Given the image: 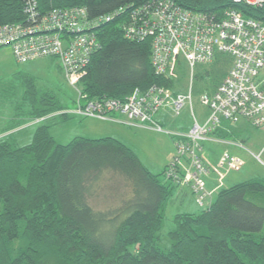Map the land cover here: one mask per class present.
I'll return each instance as SVG.
<instances>
[{
  "label": "trees",
  "instance_id": "obj_1",
  "mask_svg": "<svg viewBox=\"0 0 264 264\" xmlns=\"http://www.w3.org/2000/svg\"><path fill=\"white\" fill-rule=\"evenodd\" d=\"M26 1L0 0V23L24 20ZM150 1L37 3L40 12L80 6L87 19H96L120 6ZM174 1L186 9L218 15L225 8H236L264 20V4ZM124 13L93 27L98 45L78 82L81 91L89 99H122L135 87L153 84L184 91L185 67L180 66L177 79L155 74L151 39L125 37L119 24ZM231 62L229 54L216 52L208 67L197 65L193 95L214 91ZM23 84L27 113L10 128L44 118L25 143L13 138L14 131L0 137V264H264L263 177L221 187L207 206L176 213L168 231L170 247L162 248L158 241L165 210L178 186L165 179V168L162 178L151 173L131 148L113 136H75L66 143L56 142L47 121L69 118L60 112L68 106L32 77L25 76ZM224 132L217 128L212 134L229 136Z\"/></svg>",
  "mask_w": 264,
  "mask_h": 264
},
{
  "label": "built area",
  "instance_id": "obj_2",
  "mask_svg": "<svg viewBox=\"0 0 264 264\" xmlns=\"http://www.w3.org/2000/svg\"><path fill=\"white\" fill-rule=\"evenodd\" d=\"M233 1L258 7L264 4V0ZM23 9L24 20L0 23V47H10L17 62L43 56L58 59L66 80L78 91L73 106L60 112L151 127L168 134L175 152L164 169V177L172 184L189 186L195 202L202 207L212 200L206 202L213 191L206 188V177L216 173L220 181L227 172L239 170L244 165V160L228 149H223L212 163L202 149L208 143L246 149L241 141L212 134L223 122L234 123L243 118L253 127L264 128V20L246 16L231 7L223 9L219 15L194 11L174 0H152L136 7L120 6L96 19H87L85 8L80 6L55 7L40 12L37 0H27ZM122 13L119 24L125 37L151 39L150 61L155 74L173 78L180 66L187 69L189 81L184 91L174 92L153 84L146 88L135 87L122 99H89L81 91L78 82L98 45L93 27ZM216 52L231 56L230 68L214 91L193 95L195 67L210 63ZM196 96L207 108L202 122L192 109ZM185 103L190 106L193 117L189 128L166 129L157 119V113L163 108L178 114ZM43 118L30 122L37 123ZM12 129L17 132L22 126ZM248 152L255 158L261 153Z\"/></svg>",
  "mask_w": 264,
  "mask_h": 264
},
{
  "label": "rangeland",
  "instance_id": "obj_3",
  "mask_svg": "<svg viewBox=\"0 0 264 264\" xmlns=\"http://www.w3.org/2000/svg\"><path fill=\"white\" fill-rule=\"evenodd\" d=\"M208 66L209 64H207ZM185 69H182L184 76L181 79V86L185 87L184 89H186L189 81L188 71ZM179 70L175 72L173 79H177L181 75L182 72L179 74ZM25 76L32 77L39 86L53 89L61 103L68 106V108L73 106L72 99L75 100L78 96L77 89L66 80L65 72L57 58L43 56L26 62H17L12 55L10 47H0V137L12 132L13 129L10 127L17 117L25 116L27 113V104L24 103L22 98L24 91L23 79ZM192 109L198 121L202 122L207 113V108L200 104L197 96L193 98ZM165 115L169 119L165 125L166 129H173V127L176 129L182 127L189 128L193 123L188 103H185L179 114L176 115L168 109ZM47 123L49 124L50 134L58 143H66L75 136L90 138L113 136L131 148L143 165L151 173L159 174L158 177L161 178L163 177L160 174L161 171L172 160L175 152L170 136L151 127L129 126L95 117L80 118L75 115H70L69 118L62 120L51 119ZM38 124L40 123L28 122L23 124L21 134L25 133L24 139H18L19 142L25 143L29 141L32 132ZM234 126L242 128L240 134L241 138L248 144L246 145L247 148L253 153L258 152L259 145L264 143V130L254 128L247 122H244V120L235 122ZM19 135V133H14L13 138H17ZM252 137L255 139L252 140ZM248 141L250 143L254 141L253 145H250ZM241 156L245 159V165L241 170L230 172L221 183L223 187L244 180L255 172H260L264 175L263 152L260 153L259 158H255L250 152L243 149ZM214 194H210L211 198L208 196L206 202H209ZM189 199L179 201L173 196L169 201L158 241L160 247H170L168 231L174 225L172 219L176 213L183 211L196 212L200 210L201 206L196 205L193 200Z\"/></svg>",
  "mask_w": 264,
  "mask_h": 264
},
{
  "label": "crops",
  "instance_id": "obj_4",
  "mask_svg": "<svg viewBox=\"0 0 264 264\" xmlns=\"http://www.w3.org/2000/svg\"><path fill=\"white\" fill-rule=\"evenodd\" d=\"M169 108H167V107H165V108H163L162 110H160L158 113H157V119L159 120V121H161L162 123H164L165 125L168 123V121H169V119L166 117V112H167V110H168ZM169 110H171V109H169ZM172 111V110H171ZM173 112V111H172ZM179 114V113H178ZM177 115V114H176ZM79 117V116H78ZM80 118H83V117H80ZM204 119H205V117L203 118V121H204ZM240 120H244V122H247L248 123V121L247 120H245V119H243V118H241V119H239L238 121H240ZM235 123V122H234ZM234 123H230V122H223L222 123V125H221V127H220V129L221 130H224L225 132L224 133H227V135H229V136H225L224 138H228V139H235V140H238V141H241L243 144H244V146L246 147V149L245 148H241V147H236V146H233V145H230V144H223V143H208V144H204V148L202 149V153L205 155V157L210 161V162H215V160L217 159V157H218V155L220 154V152L223 150V149H228L231 153H234V154H236V155H238V156H240L244 161H245V159L241 156V151H243V149H245L246 151H248L249 149L247 148V146L246 145H248L247 143H246V141L243 139V138H241V134H240V132H241V129L242 128H240L239 126H234ZM249 124V123H248ZM173 125V124H172ZM100 127V126H99ZM254 128H257V127H254ZM173 129H176V128H174L173 127ZM177 129H186V127H182V128H177ZM257 129H262V130H264V128H257ZM21 130H23V129H21ZM21 130H19V131H17L16 133H19L20 135L16 138L17 140L19 139V140H22V139H24V134L25 133H23V134H21ZM31 138V137H30ZM240 138V139H239ZM255 138L254 137H252V140H254ZM18 140V141H19ZM30 140V139H29ZM172 140V139H171ZM252 143H250V141H248V143L250 144V145H253V142L254 141H251ZM259 147L260 148H258V152H263L264 153V143L263 144H261V145H259ZM258 152H256V153H258ZM244 165H245V163H244ZM243 165V166H244ZM243 166L239 169V170H241L242 168H243ZM232 171H238V170H230L229 172H227L225 175H224V177L220 180V181H218V175L216 174V173H211V174H209L207 177H206V179H205V185H206V188L208 189V190H213L212 191V194H216V192H217V190L218 189H220L221 187H223L222 185L223 184H220V185H218V183L220 182V183H222L223 182V180L224 179H226L227 178V176L229 175V173L230 172H232ZM252 177H263L264 178V175L263 174H261L260 172H255V173H253V174H251V175H249V176H247L245 179H249V178H252ZM244 179V180H245ZM242 181V180H241ZM237 182H239V181H237ZM236 183V182H235ZM234 184V183H233ZM232 185V184H231ZM228 186H230V185H228ZM225 187H227V186H225ZM176 190L174 191V194H173V196L175 197V198H177L179 201H185L186 199H189V198H191V199H189V200H193V202L196 204V205H198L196 202H195V200H194V197H193V194H192V192H191V190H190V188H189V186H177L176 188H175ZM215 194H214V196H215ZM172 196V197H173ZM213 196V197H214ZM213 199V198H212ZM199 206V205H198ZM201 208H202V206H201Z\"/></svg>",
  "mask_w": 264,
  "mask_h": 264
}]
</instances>
